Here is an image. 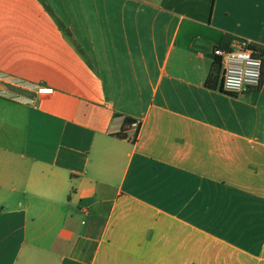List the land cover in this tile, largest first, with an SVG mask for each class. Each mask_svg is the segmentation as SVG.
<instances>
[{
	"label": "crops",
	"instance_id": "0c3cea01",
	"mask_svg": "<svg viewBox=\"0 0 264 264\" xmlns=\"http://www.w3.org/2000/svg\"><path fill=\"white\" fill-rule=\"evenodd\" d=\"M240 38L264 58V0H0V264H264Z\"/></svg>",
	"mask_w": 264,
	"mask_h": 264
},
{
	"label": "built area",
	"instance_id": "2783aa9c",
	"mask_svg": "<svg viewBox=\"0 0 264 264\" xmlns=\"http://www.w3.org/2000/svg\"><path fill=\"white\" fill-rule=\"evenodd\" d=\"M214 55L219 58L222 70V90L230 95L260 87L263 79L264 58L256 45L240 38L229 49L216 48ZM39 95H51L53 89L40 86ZM132 128L139 130L140 122L134 121Z\"/></svg>",
	"mask_w": 264,
	"mask_h": 264
},
{
	"label": "trees",
	"instance_id": "16d2710c",
	"mask_svg": "<svg viewBox=\"0 0 264 264\" xmlns=\"http://www.w3.org/2000/svg\"><path fill=\"white\" fill-rule=\"evenodd\" d=\"M263 75H264V70H263ZM134 122V120L133 119H130V118H127L126 120H125V128L123 129V131L122 132H119L118 133V136L119 137H121V138H127L128 137V134H127V131L129 130H131V128H132V123Z\"/></svg>",
	"mask_w": 264,
	"mask_h": 264
}]
</instances>
